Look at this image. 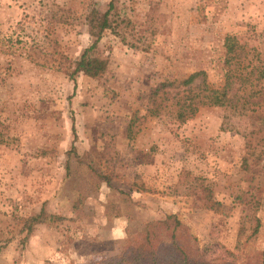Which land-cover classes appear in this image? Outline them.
<instances>
[{
    "label": "rangeland",
    "instance_id": "374dc122",
    "mask_svg": "<svg viewBox=\"0 0 264 264\" xmlns=\"http://www.w3.org/2000/svg\"><path fill=\"white\" fill-rule=\"evenodd\" d=\"M107 2L0 0V264H91L167 213L209 258L255 264L264 256V142L243 134L264 127V113H232L221 130V107L182 124L146 107L163 80L198 70L220 78L225 34L264 58V0H115L113 30L97 43L107 67L92 79L74 62L92 41L84 15ZM194 176L224 214L194 200ZM40 207L61 219L34 224L22 240Z\"/></svg>",
    "mask_w": 264,
    "mask_h": 264
},
{
    "label": "trees",
    "instance_id": "16d2710c",
    "mask_svg": "<svg viewBox=\"0 0 264 264\" xmlns=\"http://www.w3.org/2000/svg\"><path fill=\"white\" fill-rule=\"evenodd\" d=\"M115 0H108L106 9L100 11L92 6L84 15L91 43L83 48L74 62L73 72H80L92 78H100L106 70L108 60L97 51L104 30H113L110 18ZM223 71L215 82L206 81L202 70L194 71L180 80H163L157 83L147 97L146 112L151 116L169 113L173 121L182 124L192 118L201 107H221L224 110L219 129L232 128V113H264V58L252 54L250 46L241 42L234 34H225L222 38ZM255 56V58H254ZM260 56H262L260 54ZM254 59V60H253ZM200 77L197 84L195 79ZM168 88L174 90L169 93ZM264 124V119L260 118ZM243 135L247 142H264V127L250 129ZM2 141L0 134V142ZM73 148V147H71ZM190 177V173L185 171ZM107 181L105 175H100ZM200 201V206L214 213L224 214L225 206L214 199L211 186L204 183L202 177L194 176L186 185ZM198 189V190H197ZM48 219L53 222L61 219L56 215H48L43 207L37 214L24 219L22 229L25 239L32 231L34 224ZM252 233L259 226V219L253 215ZM255 264H264V256L258 257ZM91 264H237L217 258H209L202 248H198L190 240L184 226L173 213H167L162 218L140 223L135 236L113 256H100Z\"/></svg>",
    "mask_w": 264,
    "mask_h": 264
}]
</instances>
